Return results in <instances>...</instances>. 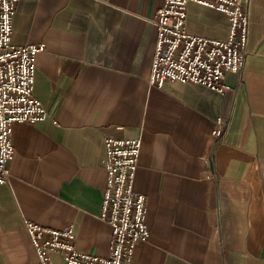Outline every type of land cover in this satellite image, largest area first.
Masks as SVG:
<instances>
[{
  "label": "crops",
  "instance_id": "crops-1",
  "mask_svg": "<svg viewBox=\"0 0 264 264\" xmlns=\"http://www.w3.org/2000/svg\"><path fill=\"white\" fill-rule=\"evenodd\" d=\"M162 3H18L12 42L43 45L33 95L48 116L13 125L0 264H37L26 222L72 229L79 253L109 255L100 219L107 137L142 141L134 188L146 196L150 237L131 264H264V0H249L248 53L223 93L149 83ZM186 28L225 39L229 20L190 3ZM51 259L64 264L57 252Z\"/></svg>",
  "mask_w": 264,
  "mask_h": 264
},
{
  "label": "built area",
  "instance_id": "built-area-1",
  "mask_svg": "<svg viewBox=\"0 0 264 264\" xmlns=\"http://www.w3.org/2000/svg\"><path fill=\"white\" fill-rule=\"evenodd\" d=\"M23 0H0V184L9 176L14 154L11 142L15 123L44 121L47 110L33 95L36 55L43 45H15L13 17ZM190 3L215 9L229 20L225 39L191 33L186 28ZM249 0H163L152 24L156 29L149 83L202 85L223 93L228 73H240L247 56ZM214 134L219 135L216 129ZM105 171L100 219L111 229L109 255L79 253L72 229H51L31 222L25 228L37 255V264H53L51 253L64 264H131L137 244L150 237L146 224V196L134 188L142 141L140 138L107 137L104 140Z\"/></svg>",
  "mask_w": 264,
  "mask_h": 264
}]
</instances>
